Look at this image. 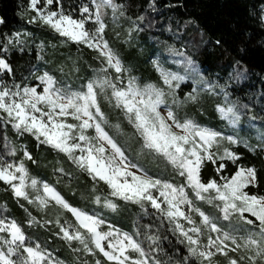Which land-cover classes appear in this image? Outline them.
<instances>
[{
  "label": "snow or ice",
  "instance_id": "1",
  "mask_svg": "<svg viewBox=\"0 0 264 264\" xmlns=\"http://www.w3.org/2000/svg\"><path fill=\"white\" fill-rule=\"evenodd\" d=\"M26 3V11L34 13L30 15L29 23H40L74 43L94 49L107 67L100 69L103 75L88 80L80 90L58 86L48 72L36 78L40 82L37 86L7 84L0 80V120L11 125L17 133H28L39 144L63 153L94 181L106 184L111 198L138 205L145 214L150 208L154 214L166 219L173 225L172 231L181 237L180 243L186 244L188 255L182 261L171 258L162 261L157 255L162 251L158 235L145 232L141 240V231L129 234L111 224L104 230V219L73 207L53 186L32 177L24 160L9 162L0 156V182L8 186L17 201L23 199L41 211L54 203L75 218L73 224L61 223L59 216L55 221H41L25 208L29 217L26 223L41 227L54 223L58 228L54 233L56 236L69 246L73 242L80 245L73 248L74 252L91 255L98 252L109 264H187L189 257L198 260L199 264H216L214 258L218 254L225 258V264H264V195L246 191L250 185H255L256 169L237 167L230 177L222 176V182L210 179L205 183L201 179L206 163L215 165L216 172L221 173L226 167L224 161L235 163L239 160L229 147L223 148L222 154L219 149L224 142L234 145L240 143V139L203 127L190 118L181 119L167 105V97H171L172 104L177 107L199 103L201 92L218 95V85L203 77L193 79L191 68L181 75L165 70L155 61L154 67L163 86L138 82L105 39L104 9H111L114 17L117 13L124 15L115 0H91L95 10L83 4L78 9L79 18L63 10L62 0H26ZM53 5L57 6L56 10L50 8ZM261 19L264 20V16ZM89 23L94 25L92 30L87 27ZM20 37L19 32L5 37L4 43L0 44V53H6L14 43H23ZM186 63L192 64L191 60ZM109 70L114 71V77L108 75ZM0 74L14 75L2 54ZM187 79H193L195 87L181 100L176 93ZM40 86L42 91L38 90ZM101 94L131 127L140 151L171 165L184 178L183 184L176 185L150 175L143 165L129 159L127 148L119 141V136L124 134L121 123H109L98 99ZM223 97V103H217L215 110L235 128L241 119V106L233 102L226 91H223ZM89 130L94 135H90ZM260 139L264 142V135ZM260 150L264 151V143ZM15 151L10 148L9 155H15ZM23 157L32 160L28 151H24ZM58 171L63 172V169ZM186 189L191 190L192 198ZM114 199L106 197L104 206L116 210ZM195 201L211 205L217 215L206 214L195 206ZM2 212L0 209V264H62L38 243H28L23 227ZM249 215L254 219H249ZM221 221L227 222L229 230L221 226ZM256 222L257 232H248L242 237L235 234L244 225H255ZM205 235L207 242L203 243L201 237ZM144 242L148 244L147 249ZM238 252L243 253L238 258L230 255ZM95 264H101V261L96 260Z\"/></svg>",
  "mask_w": 264,
  "mask_h": 264
},
{
  "label": "trees",
  "instance_id": "2",
  "mask_svg": "<svg viewBox=\"0 0 264 264\" xmlns=\"http://www.w3.org/2000/svg\"><path fill=\"white\" fill-rule=\"evenodd\" d=\"M121 5L124 15L113 16L111 9H104L103 17L105 39L118 54L124 67L140 82H154L158 74L151 65L150 57L156 50L177 51L184 49L200 64L202 71L212 76L227 75L236 71L235 82L240 81V74L246 79L256 77L262 80L264 88V25L260 23L256 12L264 0H115ZM67 0H62V7L77 17L78 8H68ZM75 7H78L75 6ZM26 0H0V44L5 37L13 33H21L23 43L9 46L6 53H0L10 63L14 75L2 74L1 79L11 84L13 82L31 86L40 85L36 79L44 72L52 75L58 83L77 85L85 84L92 71L105 64L98 58V53L83 44H77L60 36L58 33L40 23H29L30 15L26 11ZM53 8H56L54 6ZM130 30L131 33H130ZM108 75L115 76L112 70ZM256 79V80H257ZM233 82L234 79H231ZM244 85V83H240ZM41 86L39 87V89ZM110 118L120 119L125 138L119 139L127 148L135 150V141L126 139L131 127L122 121L120 112L113 108L109 110ZM10 148H15V155H9ZM28 151L32 160L23 157ZM239 154L235 163L226 160V167L221 173L216 172V166L206 163L201 171V179L218 180L219 176L230 177L237 167H253L256 169L255 185L247 189L250 194L264 195V162L259 152H251L243 146H235ZM128 154V152H127ZM0 156L9 162L24 160L29 174L41 182L53 186L73 207L79 208L91 215H96L119 228L122 231H141L143 233L156 228L154 234L160 237L158 244L162 249L158 258L162 261H182L188 255L186 244L168 226L167 222L154 214L149 208L145 214L138 205L114 199L109 196V189L102 181H94L86 172L71 163L63 154L47 145L39 144L28 133H17L11 125L0 120ZM142 160L150 175L168 180L176 185L184 183V178L170 167L162 169L161 164ZM34 161V162H33ZM63 169V172L58 171ZM162 169V170H161ZM159 170L163 171L158 176ZM97 197L100 202L97 203ZM114 199L116 210L104 206L105 198ZM23 205V207H21ZM28 209L38 220H52L59 216L61 223H75L71 213L59 209L54 203L46 210H39L34 205L20 199L17 201L8 186L0 182V209L2 214L15 219L24 229L28 243H38L46 249L53 258L62 264H95V258L101 264L109 262L101 255L76 253V242L71 246L54 233L57 226L49 224L29 226V218L24 209ZM106 225L102 227H106ZM147 249L148 244L144 242ZM187 264H198L189 257Z\"/></svg>",
  "mask_w": 264,
  "mask_h": 264
},
{
  "label": "rangeland",
  "instance_id": "3",
  "mask_svg": "<svg viewBox=\"0 0 264 264\" xmlns=\"http://www.w3.org/2000/svg\"><path fill=\"white\" fill-rule=\"evenodd\" d=\"M67 2H68L67 3L68 8L70 9H75V8L79 9L81 5L88 4L90 7H92L93 11L95 10L91 4V0H67ZM77 5L78 7H75ZM54 6L56 5L50 6V8L52 10H56V8H53ZM78 14L79 15L75 18H79L80 16L79 11H78ZM256 15L260 23L264 25V20L261 19V17L264 16V4L259 6L256 12ZM87 27L89 28V30H92L94 28V25L89 23ZM186 60H191L192 64L187 65ZM154 61L159 63V65L165 70L172 71V72H179L181 75H184L186 70L188 68H191L193 79L203 77L205 80L211 82L212 84L218 85V87L216 88V92L218 93V95L201 92L199 103H196V104L187 103V104L177 107L172 104V98L167 97L166 98L167 105L169 107H172L173 111H175L178 114V117L181 119L190 118L203 127H208V128H211L217 131H223L225 135H235L238 137V139H240L241 142L238 144H234V145H228L227 142H224L219 149L220 154H222L223 148L225 147H229L232 151H234V147L239 145V146H243L247 148L251 152H259L264 162V151L260 150L261 143H264L260 139V137L264 135V88L262 87L261 79H257L256 77H253L252 79L250 78L246 79L244 74H240V81L236 83L235 82L236 78H234V75H236V71H233V70L229 72L227 75L214 74L212 76H209L202 71L200 64L194 59V57L190 53H187V51H184V49L177 51L174 48H169L167 52L156 50L153 53V55L150 57V61H149L151 65L153 66V68L155 69L154 63H153ZM106 67L107 66L105 65V67H98L94 69L92 73L90 74V77L88 80L94 79L98 75H103V73L100 72V69L106 68ZM125 68L128 69L127 67ZM156 72L158 74L159 79L155 80L154 82H148V81L140 82L138 79L137 80L141 84L155 83L158 86H163L162 81L160 80L159 72L158 71ZM125 79H126V76H125ZM193 79H187L184 82H182L181 87L177 90V93H176L179 99L183 100L184 96L188 92H190L193 87H195V84L193 83ZM231 79H234V81L232 82ZM241 82L244 83V85H240ZM57 85L61 87L67 86L71 88L72 90H80L84 84L81 85V83H78L77 85H70L69 82L61 83V84L57 82ZM38 90L42 91V86ZM223 91H226L229 94V97L233 102H236L238 105L241 106L240 108L241 119H240L239 124L236 125L235 128L228 125L227 121H224L220 117L219 113H217L215 110V106L217 103H223V99H224ZM98 99H99L102 111L107 115L109 119V123L112 125H115L116 123H120L121 121L118 117L116 121H112V119L109 117L110 116L109 110H113L114 107L111 104H109L107 100L104 99L102 94L98 97ZM244 106H246V108ZM161 107L164 111L167 110L164 106H161ZM122 132L124 133L122 136L125 138L126 136L125 131L122 130ZM128 133L129 135L127 134L126 139L135 141V144H136L135 150H131L130 148H127L125 143L121 142L120 139L119 141L124 147L127 148L128 154L127 153L126 154L128 155L129 159L133 160V162H137L145 166V164L142 163V160L147 157L149 159H146L145 161L149 160L153 164L159 163L161 164L162 169L165 167L172 168L171 165H168L163 160L156 158L153 155L148 154L146 151L141 152L140 144L137 143L136 139L133 138L132 136L133 130L132 129L128 130ZM89 134L94 135V132L92 130H89ZM237 155L239 156V154ZM238 167H244V166L239 165ZM161 170H159L158 176H161L163 174V171ZM221 177L222 175L219 176V179L217 180L218 182H222ZM29 191L31 192L32 190L30 189ZM186 191L189 193L190 198H192L191 190L186 189ZM246 191H248V189H246ZM195 206L199 207L202 211H204L206 214L210 216L214 217L217 215L216 210L211 205H208L204 202L195 201ZM194 218L197 220L199 219L198 216H195V215H194ZM249 219H254V218L249 215ZM164 220L167 222L169 228L172 230L173 225H171L166 219ZM181 222L184 223L183 221ZM221 226H224L225 230H229L230 228L227 222H223V221H221ZM103 228L104 230H107V225L106 227H103ZM115 228L119 229L117 227ZM155 231H156V228H153L150 231L147 230L146 232H148L149 234H154ZM257 231H258V222H256L255 225H244L243 229L238 230L235 234L237 236L242 237V236H245L248 232H257ZM122 232H126V231H122ZM136 232L137 231L133 230L127 233L135 234ZM176 235L181 240V237H179V234L176 233ZM201 240L203 243H206L207 242L206 235L201 237ZM76 246L80 247V245L77 242H76ZM84 254H87V253H84ZM241 254L243 253L242 252H238L234 254L230 253V255L235 256L236 258H238ZM193 259L199 264L198 260H196L195 258ZM214 259H215L216 264H225V258L223 256H220L219 254ZM96 260L98 259L95 258V262Z\"/></svg>",
  "mask_w": 264,
  "mask_h": 264
},
{
  "label": "crops",
  "instance_id": "4",
  "mask_svg": "<svg viewBox=\"0 0 264 264\" xmlns=\"http://www.w3.org/2000/svg\"><path fill=\"white\" fill-rule=\"evenodd\" d=\"M1 76H2V74H0V80H2V79H1ZM5 83H6V82H5ZM7 84H8V83H7Z\"/></svg>",
  "mask_w": 264,
  "mask_h": 264
}]
</instances>
